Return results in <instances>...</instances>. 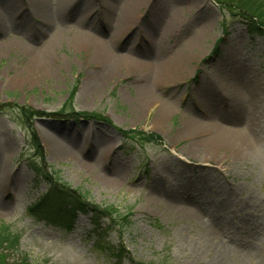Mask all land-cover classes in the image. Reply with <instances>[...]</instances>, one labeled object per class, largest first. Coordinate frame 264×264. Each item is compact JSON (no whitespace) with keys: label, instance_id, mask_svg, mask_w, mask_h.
Instances as JSON below:
<instances>
[{"label":"rangeland","instance_id":"374dc122","mask_svg":"<svg viewBox=\"0 0 264 264\" xmlns=\"http://www.w3.org/2000/svg\"><path fill=\"white\" fill-rule=\"evenodd\" d=\"M39 2L0 0V224L21 233L8 264L23 255L34 264H213L211 232L227 243L225 264H256L264 248V33L250 34L217 0ZM124 58L141 66L123 64L104 78ZM162 68L177 78L153 75ZM205 94L203 110L196 99ZM23 107L98 112L113 124L27 119ZM116 126L161 140L125 138ZM233 126L260 135V149L239 157L229 145L216 146L215 157L187 151ZM33 131L57 177L117 209L118 220L102 224L104 242L123 244L127 258L92 249L83 238L94 228L88 215L65 231L27 214L49 190L26 164Z\"/></svg>","mask_w":264,"mask_h":264},{"label":"trees","instance_id":"16d2710c","mask_svg":"<svg viewBox=\"0 0 264 264\" xmlns=\"http://www.w3.org/2000/svg\"><path fill=\"white\" fill-rule=\"evenodd\" d=\"M221 5L227 8L233 16H239L246 25L248 32L252 35L264 33V0H217ZM77 87L73 86L69 94V103L71 104L76 93ZM67 106V105H66ZM0 106V110H2ZM27 119L31 114L38 117L54 118H72L76 120L90 119L98 122L113 124V122L104 114L98 112L77 111L73 108H62L55 112H30L26 107L22 108ZM116 129L125 137L136 139L140 142H154L161 140V136L155 133H145L136 129ZM32 145L34 153L26 157L27 166L32 169L37 178L45 181L49 187L47 193L26 208L28 215L44 220L45 222L57 226L65 231H72L75 228L76 220L80 213L88 215L94 228L87 230L83 238L92 241V249L102 252L105 259L115 258V261L123 260L129 256V252L123 244L112 247L110 243L104 242L105 227L104 220L109 222L117 221V209L114 206H102L88 200L87 196L79 189L71 187L59 177L53 169H49L43 146L37 133L33 131ZM49 165V166H48ZM127 219V216H122ZM119 218V216H118ZM21 233L14 232L9 225L0 224V264H8L9 255L6 252L9 249H17ZM16 264H34L27 255L16 259Z\"/></svg>","mask_w":264,"mask_h":264},{"label":"bare ground","instance_id":"6f19581e","mask_svg":"<svg viewBox=\"0 0 264 264\" xmlns=\"http://www.w3.org/2000/svg\"><path fill=\"white\" fill-rule=\"evenodd\" d=\"M45 2V0H40L39 4H43ZM35 10L37 12L40 13V15H42L43 17H48L46 12L43 11V9L41 8V6L37 5ZM126 21H128L130 19V13L129 11H127L125 13V18ZM98 41V40H95ZM100 41L97 42V48H96V53L98 55H101L103 57V59H107L110 58V50L104 45L101 44V46L99 44ZM118 64V65H117ZM114 63L111 66H108V68L106 69V76L108 77L109 74L111 75H115L118 71V69L120 68V66H123V64H127L128 67L130 66H135V65H139L137 62L133 61V60H129L124 58L123 60L118 61V63ZM145 65H153L151 64V62H145ZM167 68H162V70H158L156 71V73H153V75L156 74L157 78H164V77H169L172 79H176L173 77L174 75V71H168L166 70ZM147 94L144 95L146 98L149 99V95L147 97ZM210 97V95H204V96H200L197 97V108L200 109H208L209 108V104H208V98ZM170 105H164L163 107V113L166 112L168 109L170 110ZM203 123L200 122L199 120L196 119H191L190 121V126L191 127H198L200 125H202ZM234 127V126H233ZM260 135L255 134V132H251L249 133V131H245L242 129H236L234 128H229L226 129L223 132H218L216 137H206V138H202V139H196L193 140L192 142H190L188 144V146L186 147L187 151L190 153H198V154H204L205 156H213L215 157V148H217L216 146H225V145H229L232 149V152L234 153L235 157H239V156H244L245 154L248 153H253L255 151H258L260 149V144H261V140H260ZM202 143V145H200ZM220 148V147H219ZM213 152V155H212ZM190 208V207H187ZM211 241L215 244L216 246V254L217 256L215 257V261L213 262V264H225L226 262V258L228 255V246L227 243L224 242V240L222 238L219 237V235H217L216 233L211 232ZM256 264H264V248L262 249V253L261 255H259V259L258 262Z\"/></svg>","mask_w":264,"mask_h":264}]
</instances>
